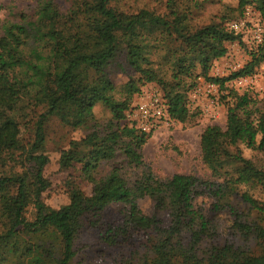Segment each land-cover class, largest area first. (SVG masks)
<instances>
[{
	"label": "trees",
	"instance_id": "obj_1",
	"mask_svg": "<svg viewBox=\"0 0 264 264\" xmlns=\"http://www.w3.org/2000/svg\"><path fill=\"white\" fill-rule=\"evenodd\" d=\"M114 1L75 0L64 10L56 0H25L31 5L19 20H0V167L10 148L21 141L22 128L14 112L23 97L31 95L41 107L30 148L33 165L22 175L0 172V191L14 188L6 212L12 224L0 233V254L8 249L21 264H73L77 239L92 228L109 246L140 241L147 248L143 253L136 249L140 264H264V222L249 221L237 206L241 202L264 214V198L251 192L264 189V166H256L240 150L244 145L264 151V93L259 100L231 89L223 97L228 108L226 127L207 126L200 141L210 178L175 174L162 180L145 171L131 184L126 177V166L144 165L142 149L151 135L126 122L133 96L142 86L159 84L167 93L171 116L186 123L185 91L193 89L198 78L222 88L228 80L252 75L264 65V40L243 69L227 78L210 77L213 63L227 54V43L242 42L224 24L228 16L197 26L192 21L201 4L198 0H167L164 13L149 9L128 13L114 7ZM248 6L257 10L264 26V0H238L237 10L243 14ZM170 44L175 47L166 49V62L155 66L149 52ZM122 56L133 74L116 86L110 72ZM68 104L77 111L75 126L85 128L86 134L71 140L60 153V169L78 174L68 183V203L51 208L41 199L49 187L44 175L50 162L44 152L46 126ZM98 104L110 117H96ZM119 155L127 165L98 173ZM82 183L91 186L90 194ZM206 195L215 199L208 213L195 204ZM143 198L151 200L152 214L139 206ZM31 204L36 208L32 221L25 216ZM114 204L123 205V220L104 224L103 213ZM222 211L233 218V240L219 244L213 219ZM161 213L170 216L167 226ZM21 234L27 236L21 240ZM34 235L43 239L33 241ZM238 236L255 241L258 249L238 245Z\"/></svg>",
	"mask_w": 264,
	"mask_h": 264
},
{
	"label": "rangeland",
	"instance_id": "obj_2",
	"mask_svg": "<svg viewBox=\"0 0 264 264\" xmlns=\"http://www.w3.org/2000/svg\"><path fill=\"white\" fill-rule=\"evenodd\" d=\"M25 0H0V20H19V15L30 2L25 4ZM62 9L69 8L75 0H56ZM167 0H117L113 2V6L117 9L135 13L141 9H149L157 13L166 12ZM201 4L196 7L193 12V25L203 26L212 21L220 22L223 16L226 17L224 24L227 27L238 23L241 25L236 34L240 35V41L227 43V54L216 60L209 72L210 77L227 78L231 74L243 69L251 60L252 53L257 50L258 46L263 43V33L259 37V28L264 27L261 17L254 7H246L240 13L237 10L238 0H198ZM242 14V15H241ZM264 32V30H263ZM174 48L175 44L163 47V50L156 51L152 49L149 52V58L154 65L163 60L168 55L167 48ZM168 69V66L166 67ZM133 74V69L129 67L126 58L120 57L118 61L111 67L110 77L116 86L125 84ZM252 78L240 86L237 79L228 80L224 87L211 84L204 78H198L196 86L185 91V105L188 110V122L181 123L174 119L175 124L167 126L164 123L158 128L153 129L149 140L142 149L144 165L139 168L128 167L127 179L131 184L142 175L145 171H151L153 175L159 179H170L175 174H193L201 179L210 178V171L202 162L201 153V135L204 129L209 125H219L226 127L228 108L225 103L224 96L228 95L231 89L239 93H249L250 95L262 99L264 93V65L255 69L250 75ZM153 94L162 97L166 105H169L166 91L157 83H147L141 87L140 92L133 96L131 107L136 110V106L145 104L150 101ZM41 107H36L32 96L23 97L19 108L14 112L22 128L21 141L15 144L8 151V155L4 164L0 167V172L5 175L15 176L22 175L33 165L29 161L31 155V143L34 139V125L38 119ZM96 117L104 120L110 117V113L98 104L95 108ZM79 118L76 108L72 104L65 105L61 108L58 115L50 118L46 126V144L44 152L50 158L49 164L45 167L44 175L49 182V187L41 194L42 201L51 208H59L68 203V183L72 177L78 174V171L61 170L59 166L60 153L63 149L69 147L71 140H80L85 134L86 129L75 126ZM129 126L132 122L127 121ZM260 139V138H259ZM264 142V141H263ZM242 154L250 159L256 166H264V151H252L244 145L240 146ZM118 164H126V161L119 155L115 161L104 163L99 168V174H106L111 167ZM129 175V176H128ZM29 181H32L29 179ZM82 188L86 194H90L91 186L82 183ZM246 187H241L245 191ZM250 189V188H248ZM251 192L257 198H264V189L255 188ZM14 193V188L5 187L0 191V233L9 229L12 222L6 212L10 209V197ZM215 199L209 196H202L195 201V204L204 210L205 213L210 212L211 204ZM238 201L236 200V203ZM121 204H114L103 213L104 224L121 223L123 220L120 210ZM139 206L146 214L153 213V204L149 198L139 200ZM240 211L246 214L249 221L264 222V214L251 209L248 205L238 202ZM36 208L31 204L26 211L25 216L28 220L35 219ZM213 215V214H212ZM160 219L167 226L170 222L168 213H161ZM214 223L217 228V242L224 244L226 241H232L230 230L233 218L229 213L222 211L214 215ZM26 234H21V240ZM33 241L43 239L41 235H34ZM238 245L251 247L257 250L255 241L247 242L242 236L236 238ZM138 241L133 246H109L100 241V233L96 229H85L76 241L78 255L74 259L73 264H140L138 260L139 248L140 252L147 251V248L140 245ZM24 260V258H23ZM25 261H23L24 263ZM21 260L14 256L8 249H2L0 254V264H21Z\"/></svg>",
	"mask_w": 264,
	"mask_h": 264
},
{
	"label": "built area",
	"instance_id": "obj_3",
	"mask_svg": "<svg viewBox=\"0 0 264 264\" xmlns=\"http://www.w3.org/2000/svg\"><path fill=\"white\" fill-rule=\"evenodd\" d=\"M241 25L238 23L230 25L229 30L238 32ZM263 33V27L259 28V37ZM251 77H239L237 83L240 86L248 83ZM253 81V80H252ZM127 121L132 122L131 127H135L141 132L151 133L153 129L158 128L161 124L172 126L175 124L174 118L171 116L169 111V105H166L165 100L158 94H153L150 97V101L145 104L136 106V110L130 108L127 111Z\"/></svg>",
	"mask_w": 264,
	"mask_h": 264
}]
</instances>
